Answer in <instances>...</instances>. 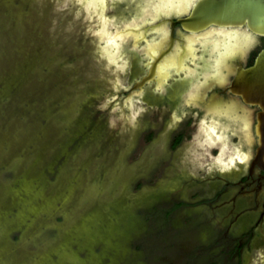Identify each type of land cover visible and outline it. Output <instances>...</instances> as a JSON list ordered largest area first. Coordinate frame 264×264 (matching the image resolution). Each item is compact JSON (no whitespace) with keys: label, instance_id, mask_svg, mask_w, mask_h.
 I'll list each match as a JSON object with an SVG mask.
<instances>
[{"label":"rangeland","instance_id":"1","mask_svg":"<svg viewBox=\"0 0 264 264\" xmlns=\"http://www.w3.org/2000/svg\"><path fill=\"white\" fill-rule=\"evenodd\" d=\"M128 3L0 0V264H264L244 138L134 90Z\"/></svg>","mask_w":264,"mask_h":264},{"label":"flooded vegetation","instance_id":"2","mask_svg":"<svg viewBox=\"0 0 264 264\" xmlns=\"http://www.w3.org/2000/svg\"><path fill=\"white\" fill-rule=\"evenodd\" d=\"M166 1L167 0H126L127 3L129 2L128 4H130V6H133L132 12H130L128 17L126 15L120 16V20L116 22V26L114 27L116 28V33L120 26L127 24H135L136 26H133L131 29L132 33L134 32L135 35L129 34V36L124 38L123 36L120 37L115 35L116 39L119 40V38H121L120 41L125 39L123 42L124 46L128 44L132 50L138 51L140 54L142 71L141 74L135 77L133 88L138 93L151 89L153 92L170 98V95L175 91L173 87L176 84H181L184 86L183 89L178 94L175 91L176 94L174 96L180 99L181 106L191 108L198 112L200 114V121L203 118L211 121L213 116L219 113L217 111H220V109L221 111L227 110L229 107L236 113L239 112L248 115L252 123L253 140L248 136V130L244 127L242 118L235 120L228 119L225 116L222 117L224 120L218 122L220 123L219 127H235L239 130L246 144V149L242 147L244 150L242 158H236L237 163L243 166L242 171L239 172L240 176L238 179H229L228 182L239 183L242 187V191L246 188L251 192L261 193L263 195L262 204L264 206V155L258 152L261 142L255 130V125L258 121V113L262 110V107L258 102L247 101L242 93L234 91L233 89V80L236 75V71L233 70V67H237L240 62L245 66L254 63L258 52L264 47V35L254 33L247 24L232 26L211 23L198 30L188 29L184 26L182 19L190 15L198 0H192L189 6H186L180 11L172 10L171 12L168 11L169 13L162 12L160 15L157 13L155 14L156 5ZM120 2H122V0H115V3ZM117 17H115L116 20ZM218 28L239 29L246 32L247 35L252 36L251 43L236 47L225 58V67L221 75L216 73L215 62L223 38L222 32H219ZM212 30L214 31L212 32ZM141 34L147 35L142 38L143 41L140 46H135L134 43L138 38L137 35ZM147 36H149L148 40ZM150 43H156L157 46L162 43L166 47L169 45L172 46V51L176 53L175 58L177 62L175 60L174 62H176V64L170 67V69H162L166 73L163 86H161V82H158L156 78L155 82L145 83L143 87H139L136 85L138 80L148 72L150 67V61H148L151 58L150 52L144 50V47L150 45ZM179 54L183 55L181 62L178 59ZM167 59L163 62L168 61ZM163 62H161V64ZM181 65H184V68L179 69ZM196 88H199V91L196 92ZM202 123H204V120ZM220 132L222 133L221 135L218 132L214 133V136H224L223 132ZM220 143L223 142L220 141ZM220 154H224L223 149ZM228 155L229 152L226 156ZM259 155L261 156V161L257 160V156ZM258 200L259 199L256 197V202H258ZM262 217L264 218V211L260 220Z\"/></svg>","mask_w":264,"mask_h":264},{"label":"water","instance_id":"3","mask_svg":"<svg viewBox=\"0 0 264 264\" xmlns=\"http://www.w3.org/2000/svg\"><path fill=\"white\" fill-rule=\"evenodd\" d=\"M182 20L188 29L198 30L211 23L232 26L247 24L254 33L264 35V0H198L190 15ZM172 49V46L166 47L162 43L156 46V53L150 51V67L138 80L137 86L155 82L156 78L158 82L163 80L165 71L160 69V64L167 58L175 59L176 53ZM178 59L181 62L183 55L179 54ZM233 70L236 71L234 91L242 93L247 101L258 102L262 107L255 130L261 142L258 152L264 155V47L258 52L253 64L245 66L240 62ZM257 160L261 161L260 155Z\"/></svg>","mask_w":264,"mask_h":264},{"label":"bare ground","instance_id":"4","mask_svg":"<svg viewBox=\"0 0 264 264\" xmlns=\"http://www.w3.org/2000/svg\"><path fill=\"white\" fill-rule=\"evenodd\" d=\"M103 1V0H102ZM192 0H167L164 3L158 4L156 5V9H155V14H162V12H171L172 10H176V11H180L183 8H185L186 6H189L191 4ZM168 12V13H169ZM154 14V15H155ZM145 24V22H144ZM133 26H135V24H127L124 26H120L118 31H116L115 35L117 36H123L127 37L129 36V34H134V32L132 33L131 29L133 28ZM136 27V26H135ZM242 29V28H241ZM219 32H222V40H221V44L219 46V51L216 55V73L218 75H221V73L223 72L222 70L225 67V58L231 53V51H233L236 47L243 45L246 43L249 44L252 42V36L247 35L246 32H244L243 30H239V29H223V28H218ZM214 30H212L213 32ZM143 32V31H142ZM147 32V31H146ZM148 33V32H147ZM135 35V34H134ZM145 35H137L138 38L136 39V42L134 43L135 46H140L141 42L143 41L142 38H144ZM143 36V37H141ZM147 36V40H148ZM156 43H150V45L145 46L144 50H148V52H152V50L156 53L157 50H155L156 48ZM249 47V46H248ZM177 57V56H176ZM178 58V57H177ZM168 61L163 62L160 65V69H170V67L174 66L177 62L176 58L175 59H167ZM176 60V62H174ZM184 65L179 66L180 68H184ZM164 74L166 75V73L164 72ZM164 79L161 81V86H163L166 77H163ZM199 91V88H196V92ZM225 108V107H224ZM219 113H216V116H213V119L211 121H208V119H206L203 123L204 129H206L212 136H214V133L218 132V122H220L222 119V117H227L228 119H235V120H239L240 118H242V121L244 122V127L247 128L248 130V136L252 138V129H251V119L248 117V115L246 114H241L239 112H234L230 107L227 110H222L220 109V111H217ZM225 114V115H223ZM241 121V120H240ZM222 133H220L221 135Z\"/></svg>","mask_w":264,"mask_h":264},{"label":"trees","instance_id":"5","mask_svg":"<svg viewBox=\"0 0 264 264\" xmlns=\"http://www.w3.org/2000/svg\"><path fill=\"white\" fill-rule=\"evenodd\" d=\"M183 134L180 133L174 140V145H177L182 140Z\"/></svg>","mask_w":264,"mask_h":264}]
</instances>
